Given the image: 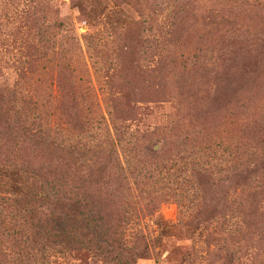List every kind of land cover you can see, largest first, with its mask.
Segmentation results:
<instances>
[{"label": "rangeland", "instance_id": "rangeland-1", "mask_svg": "<svg viewBox=\"0 0 264 264\" xmlns=\"http://www.w3.org/2000/svg\"><path fill=\"white\" fill-rule=\"evenodd\" d=\"M0 164L47 218L121 220L131 264H264V0H0ZM86 253L34 264H118Z\"/></svg>", "mask_w": 264, "mask_h": 264}, {"label": "trees", "instance_id": "trees-1", "mask_svg": "<svg viewBox=\"0 0 264 264\" xmlns=\"http://www.w3.org/2000/svg\"><path fill=\"white\" fill-rule=\"evenodd\" d=\"M31 139L40 144L44 142L43 137L36 134ZM9 167L13 168V165ZM6 177L14 180L13 187L16 194L14 198H0V227L6 230L8 225L11 226L18 219L24 221L26 227L32 225V230L26 229L18 234L25 239L23 244L28 253L25 260L29 261V264L47 261L51 252H54L57 247L67 252H75L81 257V253L85 251L87 253L84 259L93 255L115 261L118 264H131L127 259L128 255L143 259L147 254L146 252L138 254V251L130 249L121 220L118 222L113 217H105L104 211L90 209L91 206L87 200L81 213H64L65 215L59 216L55 214L54 218H47V215L39 212L41 199L38 200L26 191L30 187L22 182L21 174L14 172L7 175L6 171L0 167V178ZM16 180L23 186L24 193L21 192L22 188L16 184ZM46 196L43 201L45 199L47 201ZM113 196L118 195L115 193ZM12 213L16 218L11 217L14 215ZM111 221H115L117 225H113ZM23 233L26 235H22ZM8 236L11 237V234ZM15 263L19 264L17 258Z\"/></svg>", "mask_w": 264, "mask_h": 264}]
</instances>
